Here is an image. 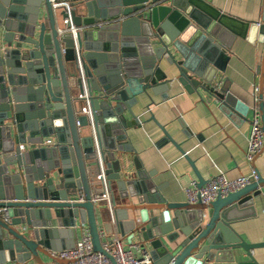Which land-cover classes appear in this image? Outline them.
<instances>
[{
    "label": "water",
    "instance_id": "water-1",
    "mask_svg": "<svg viewBox=\"0 0 264 264\" xmlns=\"http://www.w3.org/2000/svg\"><path fill=\"white\" fill-rule=\"evenodd\" d=\"M71 8L66 28L81 30L76 42L59 35L65 14L51 0H0V210L10 218L0 214V264H47L51 252L74 247L61 240L77 224L87 225L93 250L112 259L92 204L99 166L124 201L118 208L113 198L117 230L153 264H258L251 252L264 242L248 244L234 225L256 215L263 175L209 206L168 203L136 159L132 170L126 155L133 150L122 143L137 125L132 109L139 98L153 106L150 93H165L173 81L232 107L227 87L212 85L225 70L216 58L227 60L222 47L237 38L264 45V5L259 23L229 17L211 0H80ZM107 21L114 22L99 26ZM83 91L90 115L80 113L83 102L75 97ZM48 138L53 145H45ZM197 177L202 188L206 181ZM80 192L84 203H71Z\"/></svg>",
    "mask_w": 264,
    "mask_h": 264
},
{
    "label": "crops",
    "instance_id": "crops-1",
    "mask_svg": "<svg viewBox=\"0 0 264 264\" xmlns=\"http://www.w3.org/2000/svg\"><path fill=\"white\" fill-rule=\"evenodd\" d=\"M79 1L70 0L71 3ZM263 5L264 0H211L214 9L247 23L261 21ZM40 21L48 26L45 13L41 14ZM222 51L228 59L218 56L216 62L222 64L225 70L218 71L212 85L218 90L227 87L233 98L232 107L224 110L222 101L204 88L188 93L173 81L165 93H150L153 106L149 99L142 96L132 109L138 122L127 130V140L122 143H127L133 150L126 157L132 170L133 160H138L156 193L168 203H187L186 189L192 188L195 181L199 184L197 174L206 182L220 174H225L228 180L251 176L252 167L246 160L247 137L254 112L263 119L260 102L264 103V45L237 38L229 49L222 47ZM161 66L163 70L170 71L168 67L166 69L165 63ZM174 77H177L176 72L169 73L168 79ZM201 83L203 85L204 81L201 80ZM256 87L257 102L253 96ZM162 94H167L168 98L162 99ZM78 95L75 93V97ZM125 117L131 119L129 113ZM47 140L55 142L54 138ZM254 167L264 177V150L256 157ZM114 196L116 207L119 208L124 201H121L116 189ZM254 208L255 216L234 225L248 244L264 242V192L254 200ZM96 215L101 242L104 244L111 240L115 230L119 232L118 223L111 219L103 206L97 208ZM129 215L131 218L132 212ZM119 234L128 247L126 234ZM80 236V230H75L70 239H62L61 243L74 246ZM251 255L258 264H264V249L254 250ZM44 260L47 264L52 262L51 258Z\"/></svg>",
    "mask_w": 264,
    "mask_h": 264
},
{
    "label": "built area",
    "instance_id": "built-area-1",
    "mask_svg": "<svg viewBox=\"0 0 264 264\" xmlns=\"http://www.w3.org/2000/svg\"><path fill=\"white\" fill-rule=\"evenodd\" d=\"M51 4L55 10H62L65 17L60 20V27L58 33L60 36L65 33H70L73 40L77 41V35L81 31L79 28L71 27L67 29L66 26L71 22V2L70 0H51ZM114 21H107L101 23L99 26L108 25ZM253 96L255 101H258V88H254ZM78 100L83 102V106L80 109L82 115H90V101L87 98V94L83 91L82 94L77 96ZM251 131L247 137V149L246 160L251 165V176L240 177L235 180H228L225 174L217 175L214 178L209 179L202 187H198V183L195 181L192 184V188L186 189L187 203L196 205L201 203L209 206L212 202L218 198H226L231 194L238 193L246 186L250 185L252 181L257 182L259 180L258 171L254 167L256 157L264 150V131L262 128V119L260 114L256 111L251 121ZM79 125V124H78ZM45 145H53V141L47 140ZM24 147L21 150L24 151ZM95 175L92 178V204L97 208L105 207L111 219H114V192L115 187L106 181L103 174L102 167L96 169ZM84 195L80 193L71 203H84ZM0 214L4 220L9 223L10 218L8 216V209L3 208L0 210ZM76 230H80L81 236L78 238L72 249L63 250L61 252H51V264H153V259L149 253L141 248L138 243H131L125 246L124 241L119 232L114 231L112 238L109 242L102 244L104 250L111 256L112 259L107 256L96 253L93 250V245L89 233V229L85 224H77Z\"/></svg>",
    "mask_w": 264,
    "mask_h": 264
}]
</instances>
